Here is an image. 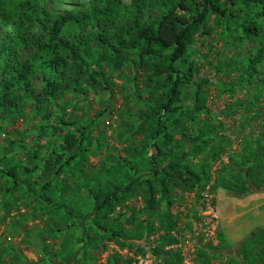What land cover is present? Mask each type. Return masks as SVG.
Returning a JSON list of instances; mask_svg holds the SVG:
<instances>
[{"label":"trees","instance_id":"1","mask_svg":"<svg viewBox=\"0 0 264 264\" xmlns=\"http://www.w3.org/2000/svg\"><path fill=\"white\" fill-rule=\"evenodd\" d=\"M58 5V0H0V115L5 124L30 107L41 122L39 138L57 137L64 150L46 159L16 140L13 156H0L4 209L26 207L45 228L39 236L44 259L33 263L20 252L11 263H87L88 254L102 253L112 243L133 257L122 260L113 253L105 264H135L148 253L157 264H182L172 248L177 241L166 232L178 224L177 189L196 192L199 200L208 186L211 194L223 190L238 201L264 193V124L257 138L230 157L228 176L211 182L208 163L224 152L226 139L222 123L212 121L204 103L211 83L195 82L199 68L189 48L198 39H212L216 30L228 46L250 44L243 49L246 62L231 61L219 70L236 72L238 84L250 90V100L230 110L258 117L259 105L264 111V0H88L71 10ZM128 66L148 72L150 92L135 94L144 119L126 133L143 136L144 143L93 169L88 164V155H95L93 124L59 116L53 103L70 94L79 97L86 87L112 92L113 74ZM188 106L203 120L189 118ZM184 123H193L194 136L180 134ZM138 197L145 208L133 212L129 202ZM22 225L16 220L12 228ZM158 229L164 234L153 241ZM219 240L217 247H201L200 257L264 264V227L235 246H227L222 235ZM0 264L6 263L0 259Z\"/></svg>","mask_w":264,"mask_h":264},{"label":"rangeland","instance_id":"2","mask_svg":"<svg viewBox=\"0 0 264 264\" xmlns=\"http://www.w3.org/2000/svg\"><path fill=\"white\" fill-rule=\"evenodd\" d=\"M86 1L88 0H58V9L71 10L74 3ZM126 3L130 4V0H126ZM210 25L213 26V23L211 22ZM250 46L246 43V47ZM246 47L228 46L220 37V31L216 30L212 39H198L197 43L189 48L192 59L197 62L199 68L195 82L205 80L211 83L206 94L207 101L204 103L212 113V121L222 123L221 136L226 139L224 152L215 161L208 163L212 166L210 169L212 183L222 175L228 176V166H233L230 157L236 151L240 152L241 146L246 142L257 138L264 124V111L261 105L258 106L260 107L258 117L250 114L246 116L240 111L230 110V108H238L249 101L250 97L247 95L250 90L238 84L239 77L236 72L227 69L219 70L223 64L227 65L231 61L246 62L248 55L243 50ZM147 78L148 72L145 69L128 66L123 71L113 74L112 92L103 91L100 87H86L79 97L70 94L53 103V111L56 110L59 116L64 114L83 124H93L91 134L94 137L93 152L95 155H88V164L93 169H97L100 164H109L111 157L125 155L126 149H132L144 143L143 136L134 137L126 133L129 127L137 125L144 119L145 109L135 94L143 96L150 92L146 85ZM41 84V79H37L38 91H41ZM189 92L192 94L193 90L189 88ZM155 99L157 100L156 97ZM75 107L79 110L74 111ZM187 115L189 118H196L197 123L203 120V117L196 115L191 106L187 108ZM4 120V117L0 115V156L12 157L11 152L14 151L12 143L16 140L24 142L28 152L38 150L46 159L54 151H64L57 137H45L44 140L39 138L41 122L35 117L30 107L26 108L23 116L15 117L5 124ZM189 123L182 125L179 129L180 134L189 132L190 136H194L192 132L194 125ZM228 142L232 148L228 147ZM18 153L15 152L14 155ZM200 161L201 158H197L195 163L198 165ZM23 162L25 165L29 163L24 158ZM5 182L0 177V246L8 249L9 253L5 251L2 253L0 250V259L6 264H12V257L22 252L29 261L37 263L45 256L43 244L39 239L42 230H45L44 222L39 218H32L26 207L11 213L4 209L1 189ZM209 188L210 186L202 197L203 200L206 195L210 198L212 211L203 200H199L196 192L177 189L174 193L176 200L174 211L178 217V224L173 230L166 232L177 241L172 248L181 254L182 264H233V258L225 255L208 254L209 259L211 258L208 262L206 258L200 257V248L210 244L217 247L220 243V235L224 237L227 246H235L256 228L264 227V193L238 201L230 198L223 190L211 194ZM129 206L133 212L145 208L144 201L140 197L132 199ZM19 214L23 215L26 221L21 219ZM141 218L145 219V216ZM16 220L23 225L14 231L12 225L14 226ZM163 234L164 231L158 229L152 240L158 241ZM200 240H202V245H200ZM47 242L53 244L52 240L47 239ZM113 253L118 254L122 260L133 257L128 251L120 250L114 244L109 243L104 252L96 250L88 254L89 262L87 263L80 260L82 259L81 250L80 261L76 264H105L108 256ZM135 264H157V259L152 253H148L145 257H139Z\"/></svg>","mask_w":264,"mask_h":264},{"label":"built area","instance_id":"3","mask_svg":"<svg viewBox=\"0 0 264 264\" xmlns=\"http://www.w3.org/2000/svg\"><path fill=\"white\" fill-rule=\"evenodd\" d=\"M203 201H204V204L209 208V210H211L212 202H211L210 198L206 195V196H204Z\"/></svg>","mask_w":264,"mask_h":264}]
</instances>
